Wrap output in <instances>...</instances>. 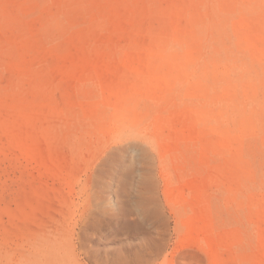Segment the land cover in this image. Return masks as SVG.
I'll use <instances>...</instances> for the list:
<instances>
[{"label":"rangeland","instance_id":"obj_1","mask_svg":"<svg viewBox=\"0 0 264 264\" xmlns=\"http://www.w3.org/2000/svg\"><path fill=\"white\" fill-rule=\"evenodd\" d=\"M0 264H264V0H0Z\"/></svg>","mask_w":264,"mask_h":264},{"label":"bare ground","instance_id":"obj_2","mask_svg":"<svg viewBox=\"0 0 264 264\" xmlns=\"http://www.w3.org/2000/svg\"><path fill=\"white\" fill-rule=\"evenodd\" d=\"M138 51V50H137ZM176 54V53H175ZM185 61V60H184ZM154 64V63H153ZM167 68V67H166ZM166 68H165V70H163V71H165L166 72ZM156 70V69H155ZM168 70V69H167ZM149 71V70H148ZM194 71V70H193ZM145 73V72H144ZM155 73V72H154ZM155 75H156V73H155ZM143 76V75H142ZM135 79V78H134ZM145 79V78H144ZM143 79V80H144ZM188 81V80H187ZM174 83H175V80L173 81ZM173 84V83H172ZM171 84V85H172ZM85 86V85H84ZM198 87V86H197ZM202 87V86H201ZM152 87H150V89H151ZM195 88V87H194ZM199 88H200V86H199ZM203 88V87H202ZM173 90V89H172ZM197 90H199V89H197ZM199 91H201V90H199ZM170 93V92H169ZM212 93V92H211ZM126 96V95H125ZM193 96V95H192ZM191 96V97H192ZM211 96V95H210ZM132 97V96H131ZM195 97V96H194ZM197 97V96H196ZM203 97V96H202ZM154 99V98H153ZM125 100V99H124ZM128 100V99H127ZM189 100V99H188ZM191 100V99H190ZM205 100V99H204ZM193 101V100H192ZM194 101H196V100H194ZM177 102H179V101H177ZM165 103V102H164ZM176 103V102H175ZM148 104V103H147ZM156 104H157V102H156ZM163 104V103H162ZM188 104H190V103H188ZM192 104V103H191ZM160 105V104H159ZM165 105V104H164ZM146 106V105H145ZM170 106V105H169ZM168 106V107H169ZM137 107V106H136ZM144 107V106H143ZM149 107H150V105H149ZM153 108V107H152ZM195 108V107H194ZM151 111H153L152 109H151ZM159 111V110H158ZM145 112V111H144ZM156 112V111H155ZM144 114V113H143ZM149 115V114H148ZM167 115V114H166ZM132 116V115H131ZM134 116V115H133ZM132 116V117H133ZM146 116V115H145ZM157 116V115H156ZM151 117V116H150ZM141 118V117H140ZM143 118V117H142ZM177 118V117H176ZM147 119V118H146ZM152 121V120H151ZM151 121H149V123L151 122ZM153 122V121H152ZM158 122V121H157ZM163 122V121H162ZM164 123V122H163ZM162 123V124H163ZM180 122H179V120H174L173 121V123H172V125L171 126H173V129L175 130V129H178V130H180L179 128L180 127H182V126H179L180 124H179ZM154 125H156V124H153V126ZM152 126V127H153ZM179 126V127H178ZM203 126H204V124H203ZM156 128V127H155ZM148 131V130H147ZM150 131V130H149ZM171 131V130H170ZM172 133V132H171ZM173 134V133H172ZM157 135V134H156ZM194 135V134H193ZM192 135V136H193ZM157 137V136H156ZM196 137V136H195ZM194 137V138H195ZM127 138V137H126ZM191 140V139H190ZM200 141H201V139H200ZM218 141V140H217ZM230 141V140H229ZM161 143V142H160ZM163 144V143H162ZM189 144V143H188ZM121 145V146H120ZM124 145V146H123ZM201 145H203L202 143H201ZM189 146V145H188ZM163 148V147H162ZM161 148V149H162ZM159 150H160V148H159ZM115 151H118V152H121V151H123L122 152V154H123V156L124 157H126L128 160H129V162L130 163H136L138 166H139V169L137 170V176H139V177H141L142 179H144L145 178V176H146V174H147V170H148V164H149V159H148V154H147V151H146V144L143 142V141H140V142H133V141H125V142H121L120 144H119V146L117 145V146H114L113 148H111V151H110V153H109V161L110 162H108L109 163V166H108V163L105 165L103 162V164L102 165H105V166H108V167H106L108 170H106V174H107V176H109L110 175V178H111V176H113V174H114V172H116V171H118L122 166H123V162H122V159L121 160H119V158H118V160L117 159H115V157L117 158V156L115 155ZM113 153H114V155L115 156H113ZM153 153V152H152ZM155 153V152H154ZM119 154H121V153H119ZM119 156V155H118ZM162 156V155H161ZM122 157V156H121ZM106 162V161H105ZM159 162H161V161H159ZM158 162V163H159ZM189 162V161H188ZM194 164V163H193ZM132 165V164H131ZM136 165V166H137ZM191 165V164H190ZM104 166V167H105ZM135 166V165H134ZM176 167H177V165H176ZM133 168V167H132ZM136 168V167H135ZM124 170V169H123ZM107 171H108V173H107ZM196 174H198V173H196ZM101 175V174H100ZM103 175V174H102ZM104 175H105V173H104ZM116 175V174H115ZM114 175V176H115ZM95 176V175H94ZM98 176V175H97ZM106 176V175H105ZM96 177V176H95ZM101 177V176H100ZM135 177H136V175H135ZM114 178V177H113ZM191 178L193 179V174H192V176H191ZM195 178V177H194ZM100 179V178H99ZM105 179H106V177H105ZM109 179V178H108ZM142 179H140V180H142ZM188 179V178H187ZM190 179V178H189ZM102 179H100V181H101ZM110 180V179H109ZM135 180V179H134ZM145 180V179H144ZM111 181V180H110ZM110 181H107L108 183L110 182ZM136 181V180H135ZM187 181V180H186ZM139 182V181H138ZM144 182V181H143ZM191 182V181H190ZM107 183V184H108ZM93 184V183H92ZM101 183H99V180H98V187H99V185H100ZM103 184V183H102ZM101 184V185H102ZM96 185V184H95ZM104 185V184H103ZM106 186V185H105ZM104 186V188H106ZM101 187V186H100ZM101 189V188H100ZM100 189H98V190H100ZM167 190H169V189H167ZM173 190H175V189H173ZM95 191H97V190H95ZM94 191V192H95ZM101 191H103V189L101 190ZM101 191H99V194L101 193ZM173 194V193H172ZM101 195V194H100ZM93 196V195H92ZM95 197V196H94ZM97 197V196H96ZM168 198H170V197H168ZM189 198V197H188ZM171 199H172V197H171ZM181 199V198H180ZM178 200H179V198H178ZM183 201V200H182ZM188 201V200H187ZM175 202H177V201H175ZM189 203V202H188ZM188 205V204H187ZM187 205H185V206H187ZM91 206V205H90ZM174 207V206H173ZM189 208V207H188ZM193 213H195V212H193ZM194 217V216H193ZM194 218H196V216L194 217ZM201 219V218H200ZM199 219V220H200ZM197 224H198V222H197ZM197 226H199V224L197 225ZM197 228V227H196ZM201 228V227H200ZM199 228V229H200ZM202 229V228H201ZM198 231V230H197ZM213 242V241H212ZM244 250V249H243Z\"/></svg>","mask_w":264,"mask_h":264}]
</instances>
